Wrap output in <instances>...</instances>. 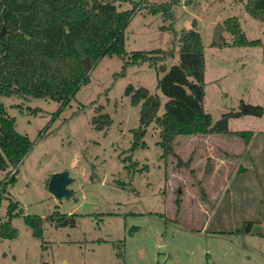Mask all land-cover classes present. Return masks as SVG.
<instances>
[{
  "label": "rangeland",
  "instance_id": "rangeland-1",
  "mask_svg": "<svg viewBox=\"0 0 264 264\" xmlns=\"http://www.w3.org/2000/svg\"><path fill=\"white\" fill-rule=\"evenodd\" d=\"M164 0H114L117 9L133 14L123 28L124 55H103L89 63L88 81L60 105L47 97L0 95L15 129L31 147L15 168L0 172V222L8 201H16L9 217L14 237H0V264H264V22L252 18L244 0H177L171 5L174 29L193 28L202 44L203 109L213 123L238 109L240 100L259 104L260 116L227 118L234 133L177 134L172 153L161 155L158 131L150 122L145 145L129 151L131 129L138 123V104L131 105L123 88L143 85L159 96L157 115L166 96L156 88L162 72L146 61L128 65L114 76L134 50L173 47L157 63L177 62L167 24L145 5ZM139 6V7H138ZM235 16L246 39L235 45L223 21ZM216 22L223 26L212 41ZM83 67V60H82ZM227 98V99H226ZM107 112L110 124L96 129L90 117ZM44 135H38V132ZM66 170L72 194L55 198L47 189L51 173ZM10 176L14 179L7 183ZM74 214V225H58L49 214ZM23 214L41 217L35 237ZM55 215V214H54ZM53 215V216H54ZM251 220L249 232H238ZM120 251V256L116 253Z\"/></svg>",
  "mask_w": 264,
  "mask_h": 264
},
{
  "label": "trees",
  "instance_id": "trees-1",
  "mask_svg": "<svg viewBox=\"0 0 264 264\" xmlns=\"http://www.w3.org/2000/svg\"><path fill=\"white\" fill-rule=\"evenodd\" d=\"M177 0H164L145 5L146 12L158 13L167 24L159 28L171 32L170 42L176 44L177 62L168 65L157 63L147 53H160L159 60L172 55L173 47L154 50H134L124 59L114 76L122 75L128 65L146 61L156 72V88L165 96L163 111L157 115L159 96L149 93L143 85L127 83L123 94L131 105L138 104V123L131 129L129 151L142 147V136L147 125L153 122L157 128L161 155L172 153L175 135L192 133H236L241 137L248 130H229L227 118L240 114L260 116L262 107L242 100L238 109L222 113L213 123L203 109L204 57L198 32L193 28L176 30L172 26L171 5ZM191 0H183L189 3ZM139 7V6H138ZM135 5L129 9H117L114 0H0V95H24L47 97L65 104L80 84L88 81L83 73L82 60L94 63L103 55H124L123 28L133 14ZM244 10L254 19L264 22V0H244ZM223 24L236 36L235 45L259 43L258 39H246L235 16H229ZM96 129L107 127L111 118L107 112L90 117ZM42 136L44 133L38 132ZM31 140L18 132L14 119L8 115L0 102V172L15 168L31 147ZM14 177L10 176L7 183ZM5 186L0 176V189ZM1 199V196H0ZM16 201L6 205L7 219L0 222V237H14L15 228L9 217ZM55 214V215H54ZM54 215V216H53ZM49 217L58 225H74V214H61L53 210ZM23 222L35 237L41 236V217L23 214ZM252 221L245 220L238 232H249ZM264 226V225H263ZM259 234H264V227ZM120 256V251L116 252Z\"/></svg>",
  "mask_w": 264,
  "mask_h": 264
},
{
  "label": "water",
  "instance_id": "water-1",
  "mask_svg": "<svg viewBox=\"0 0 264 264\" xmlns=\"http://www.w3.org/2000/svg\"><path fill=\"white\" fill-rule=\"evenodd\" d=\"M223 26L220 22H216L212 31V41L214 43L219 42L220 32L222 31ZM89 70V64L87 58L83 59V73L87 74ZM227 99V98H226ZM72 178L68 176L66 170H61L58 172H53L50 174L47 180V189L50 191L53 196L57 199L61 197H68L72 194L71 189H69L66 185ZM164 264H168V260L164 262Z\"/></svg>",
  "mask_w": 264,
  "mask_h": 264
}]
</instances>
